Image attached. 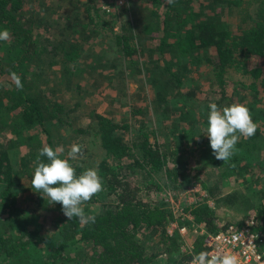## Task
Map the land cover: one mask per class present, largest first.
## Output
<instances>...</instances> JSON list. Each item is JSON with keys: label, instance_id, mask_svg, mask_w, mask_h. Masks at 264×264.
I'll return each instance as SVG.
<instances>
[{"label": "trees", "instance_id": "16d2710c", "mask_svg": "<svg viewBox=\"0 0 264 264\" xmlns=\"http://www.w3.org/2000/svg\"><path fill=\"white\" fill-rule=\"evenodd\" d=\"M144 2L142 13L129 12L115 32L116 16L106 13L98 0H0V28L9 32V39L0 41V264H182L192 253L206 250L202 246L206 232L246 227L264 238V186L254 225L240 220L216 227L215 211L204 201L184 206L191 220L179 216L183 225L204 228L203 233L192 234L190 251L176 230L166 232L173 214L161 208V200L151 202L162 185L179 187L178 182L187 179L192 168L184 156L196 130L206 127L207 104L241 103L243 91L227 88L235 72L248 77L243 104L256 131L238 139L226 169L235 172L251 166L255 155L264 151V0ZM97 37H107L108 47L116 52V70L143 86L131 96L143 93L146 107L130 102L126 114L145 113L135 127L127 117L116 118L110 108H84L83 122H70V110L46 96L38 85L41 74L32 73L35 68L50 70L60 87L71 88L81 51ZM204 63L210 70L205 85L183 88V72L193 73ZM13 74L20 79L19 89ZM45 78V88L57 85ZM114 90L118 91L116 86ZM196 95L203 105L190 99ZM154 116L156 121L173 119L169 131L175 133L173 139L150 138L159 127L151 123ZM67 124L74 135L62 141L58 129ZM73 143L81 145V153L69 161L77 174L86 169L85 157L94 150L98 154L95 168L102 190L81 204L85 216H95L94 222L75 216L68 220L59 202L48 203L47 196L31 188L38 150L44 145L62 148L60 155L67 158ZM173 156L177 165L168 167ZM228 174L223 170L220 177ZM222 185L220 179L204 185L207 197L227 204L239 200L237 192L221 195ZM21 189L24 200L19 203ZM37 213L43 217L41 223L32 221ZM164 241L168 245L158 250L156 245Z\"/></svg>", "mask_w": 264, "mask_h": 264}, {"label": "rangeland", "instance_id": "374dc122", "mask_svg": "<svg viewBox=\"0 0 264 264\" xmlns=\"http://www.w3.org/2000/svg\"><path fill=\"white\" fill-rule=\"evenodd\" d=\"M98 2H100L99 5L102 9H104V6L109 7L110 10L105 11L106 13H109V15L114 14L116 16L114 23L115 26L113 24L115 32L119 31L124 18L129 16V12L137 10L139 13H142V7L145 5L144 0H98ZM108 18L109 16L106 14V19ZM226 19L236 22V18L233 15H227ZM108 45L107 37H97L94 38L92 44H89L84 51H81V55L79 56L78 61H76L77 68L75 71L77 73L72 76L73 84L69 89H66L64 85L60 87L58 81L53 79L56 74L52 73L50 70L45 69V72H42L41 68H35L32 73L36 70V74H41L42 79L38 85L43 89V93L45 92L46 96H50L55 100L60 101L67 108V111L70 110V113L68 112L70 115V122H83L81 114L84 108L89 109V107H92V109L94 108L99 111L110 108L114 111L116 118L124 119L127 117L129 119V124L131 123V126L135 127L138 122L146 116L143 117V115H145L144 112L142 115H136L134 117L126 115L128 114L129 103H140L143 105L148 102V100H146L143 93L140 97L131 96L132 93L140 91L143 86L139 81L123 77L119 69L116 70L117 67L115 60L118 61L117 54L112 48H109ZM262 66L264 68V64ZM191 68L192 66H189V69ZM207 71L210 73L208 65L204 63L203 65H199L197 70L193 73L190 71L183 72L182 87L192 90L193 88L197 89L199 85L204 86L206 81H208ZM45 75L46 77L51 78V84H57L55 86L52 85L53 89L51 87L49 89L45 88ZM230 80L231 81L228 79L227 82L229 92L232 90L243 91L242 95L244 98L239 102H247L246 91H249V88H247L248 77L240 76L235 72ZM109 82H111V84H109ZM114 86H116L118 90L116 93ZM121 86H123V88ZM46 89H48V91H44ZM190 99H192L197 105H203L204 103L201 96H192ZM153 118H155V116ZM65 120L67 119H64V121ZM144 120V124H147V120ZM171 120L173 119L167 118L163 121L158 120V122L156 121V118L152 119L151 123L156 122L159 127L157 132L150 135V138H159L158 141L160 142H164V136L173 139L175 133H169L170 126H172ZM69 128L70 127L67 124L65 128L58 129V138L64 141L68 135L71 134V129ZM201 131L202 129L196 130V136L190 141V149L187 150L186 156H184L186 157L185 160L190 161L192 168L188 171L189 174L187 175V179L179 181V187H176L173 184L162 185L159 193L151 199V202L153 200H161V208H164L166 213H168L167 209H169V212L173 214V219H170L165 225L166 232L171 234L176 230L183 240L184 247L188 250L192 247V234L196 232L200 234L201 230H204V228L200 224L196 225V223L188 228L183 225V219H180L179 216L191 220V215L183 210L184 206L195 203L197 200H202L209 205L210 208L213 207L212 209L215 211V217H213L212 223L216 227L234 224L240 220L254 218V210L261 202V188L264 186V151H260L255 155L251 161V166L247 165L248 167L246 166L240 171L236 170L235 172H232L231 170L226 169L227 167H230L227 164L230 160H217L212 154L209 143L206 145L207 136L204 134L200 135ZM64 132H68V134L63 135L65 134ZM71 135L74 134L72 133ZM197 139L198 141L196 142ZM161 148L165 147L163 146ZM22 150L24 151L25 149L22 148ZM22 150H20V152ZM94 151L93 155L85 157L82 161V164L86 168L96 166L95 156L98 154L96 150ZM173 158L174 156L168 159V167L175 164L177 165L176 156L174 161ZM223 170L229 174L221 178L220 175ZM180 177H178V179H180ZM216 179L223 181V185L220 187L221 195L229 192H237L239 200H236L233 204H227L223 201L217 203L213 199L208 198L204 185L210 182L214 183ZM23 193L24 191L22 189L18 192L17 201L19 203H22L24 200ZM248 204H251V207H246ZM33 215V219L36 220L32 221H37L38 223L43 221V217L40 213ZM44 224L45 226H48L46 223ZM167 245L168 244L165 241L159 242L156 245V248L159 250ZM168 258L169 256L163 257L164 260H167Z\"/></svg>", "mask_w": 264, "mask_h": 264}, {"label": "clouds", "instance_id": "9594fccd", "mask_svg": "<svg viewBox=\"0 0 264 264\" xmlns=\"http://www.w3.org/2000/svg\"><path fill=\"white\" fill-rule=\"evenodd\" d=\"M172 0H169L171 3ZM9 32L0 28V41H7ZM15 86L22 87L18 76L13 74ZM256 124L251 118L247 106L233 103L219 106L210 101L207 104L206 127L200 134L207 136L212 154L217 160L227 161L233 155L239 138H249L255 134ZM62 148L56 149L48 145L38 150L37 163L31 175V188L40 195L47 196L48 203L59 202L61 211L69 219L77 217L94 222L95 216H85L81 207L102 190V181L95 167L84 169L77 174L69 162L81 153V145L73 143L67 151V158L60 155ZM46 158V162L40 161ZM195 264H238V259L231 253H209L201 250L194 253Z\"/></svg>", "mask_w": 264, "mask_h": 264}, {"label": "built area", "instance_id": "2783aa9c", "mask_svg": "<svg viewBox=\"0 0 264 264\" xmlns=\"http://www.w3.org/2000/svg\"><path fill=\"white\" fill-rule=\"evenodd\" d=\"M103 8L105 11L110 10L108 6ZM246 225H254L253 219L246 221ZM200 233H203V230ZM263 245V234L246 227L237 229L228 226L215 232H206L202 238V246L206 249L205 251L209 253L234 254L238 259V264H264ZM192 255L193 253L188 262L182 264H195Z\"/></svg>", "mask_w": 264, "mask_h": 264}]
</instances>
